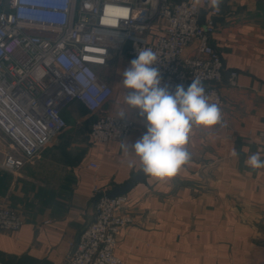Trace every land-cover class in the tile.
Segmentation results:
<instances>
[{"label": "crops", "instance_id": "0c3cea01", "mask_svg": "<svg viewBox=\"0 0 264 264\" xmlns=\"http://www.w3.org/2000/svg\"><path fill=\"white\" fill-rule=\"evenodd\" d=\"M217 23L211 43L225 64L219 88L229 126H193L185 146L191 160L176 175L146 176L126 192L132 222L122 230L116 253L129 263L264 264V169L245 164L257 152L264 159V0L224 2ZM114 58L116 72L103 74L114 92L102 110L119 115L131 91L122 87L131 57L113 53L110 64ZM232 70L238 71L234 84ZM101 112L71 102L63 110L71 120L67 129L37 162L10 172L0 205L19 211L24 223L16 232L0 231V264H66L73 251L69 242L93 219L95 189L108 193L142 171L139 158L121 143L142 137L144 119L122 141L96 142L89 131ZM233 147L238 157L231 156ZM7 148L0 131V160ZM91 161L99 167H90Z\"/></svg>", "mask_w": 264, "mask_h": 264}, {"label": "built area", "instance_id": "2783aa9c", "mask_svg": "<svg viewBox=\"0 0 264 264\" xmlns=\"http://www.w3.org/2000/svg\"><path fill=\"white\" fill-rule=\"evenodd\" d=\"M227 1L217 10L211 0H0V131L8 139L0 168L15 172L40 157L67 129L63 110L73 101L102 111L90 126L93 141L124 140L143 118L137 110L123 118L102 110L114 92L102 69L118 52L132 60L138 50L152 49L161 86L172 91L199 78L222 110L215 126L228 128L219 88L225 64L211 43ZM237 75L230 72L231 84ZM95 190L93 219L69 242L66 264H132L116 253L132 222L130 198ZM23 223L19 211L0 205V231L16 232Z\"/></svg>", "mask_w": 264, "mask_h": 264}, {"label": "clouds", "instance_id": "9594fccd", "mask_svg": "<svg viewBox=\"0 0 264 264\" xmlns=\"http://www.w3.org/2000/svg\"><path fill=\"white\" fill-rule=\"evenodd\" d=\"M223 0H211V6L219 9ZM157 55L152 49L138 50L136 58L123 72L122 87L126 110L119 113L123 118L129 109L138 111L145 121L146 132L134 144L121 143V148L139 158L145 175L164 179L176 175L191 160L185 147L193 126L210 128L222 123V110L218 103L210 102L199 78L192 79L185 89L177 85L172 91L161 86V73L155 66ZM232 157H238L235 147ZM245 164L253 169H264L260 153L251 154Z\"/></svg>", "mask_w": 264, "mask_h": 264}, {"label": "rangeland", "instance_id": "374dc122", "mask_svg": "<svg viewBox=\"0 0 264 264\" xmlns=\"http://www.w3.org/2000/svg\"><path fill=\"white\" fill-rule=\"evenodd\" d=\"M122 57L124 59L125 66H128L127 57L125 55L122 56ZM117 67H118V65H117V61L115 59V60H113L111 62V64L107 68H104L103 74H107V73L108 74L109 73L110 74H114L116 72ZM69 124H70V122H68V125ZM33 162L35 163L37 161L34 160ZM40 163L43 164V167L47 166V163L44 162V161H41V159H40ZM28 166H30V164H28ZM12 176H13L12 173H10L8 171H5V170H2L0 168V194H6L7 193V189H8V186H9V182L12 179Z\"/></svg>", "mask_w": 264, "mask_h": 264}, {"label": "water", "instance_id": "95a60500", "mask_svg": "<svg viewBox=\"0 0 264 264\" xmlns=\"http://www.w3.org/2000/svg\"><path fill=\"white\" fill-rule=\"evenodd\" d=\"M148 175H145L142 171L139 172L138 174L134 175L128 182H126L123 185L120 186H115L112 190L108 191V195H118V194H123L126 193L127 191L131 190L135 184L138 181H141L144 177H146Z\"/></svg>", "mask_w": 264, "mask_h": 264}, {"label": "trees", "instance_id": "16d2710c", "mask_svg": "<svg viewBox=\"0 0 264 264\" xmlns=\"http://www.w3.org/2000/svg\"><path fill=\"white\" fill-rule=\"evenodd\" d=\"M63 116L65 117L64 113H63ZM65 119H66L67 123L71 121L70 119H67L66 117H65Z\"/></svg>", "mask_w": 264, "mask_h": 264}]
</instances>
